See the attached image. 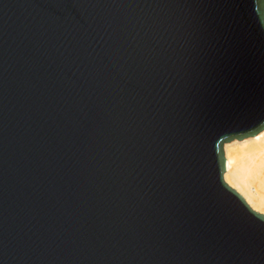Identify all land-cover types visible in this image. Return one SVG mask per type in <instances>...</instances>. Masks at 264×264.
<instances>
[{
  "label": "water",
  "instance_id": "1",
  "mask_svg": "<svg viewBox=\"0 0 264 264\" xmlns=\"http://www.w3.org/2000/svg\"><path fill=\"white\" fill-rule=\"evenodd\" d=\"M263 130L264 0H0V264H264Z\"/></svg>",
  "mask_w": 264,
  "mask_h": 264
},
{
  "label": "bare ground",
  "instance_id": "2",
  "mask_svg": "<svg viewBox=\"0 0 264 264\" xmlns=\"http://www.w3.org/2000/svg\"><path fill=\"white\" fill-rule=\"evenodd\" d=\"M249 142L252 143L247 148L241 149L240 158L231 153L229 145H225L227 171L224 178L242 191V197L261 212L264 210V130Z\"/></svg>",
  "mask_w": 264,
  "mask_h": 264
},
{
  "label": "rangeland",
  "instance_id": "3",
  "mask_svg": "<svg viewBox=\"0 0 264 264\" xmlns=\"http://www.w3.org/2000/svg\"><path fill=\"white\" fill-rule=\"evenodd\" d=\"M251 139L253 138H247L244 140H233L232 142L226 143V146L229 145V149L231 153L236 157L238 156L237 158H240L243 154L241 149L247 148L252 143V142H249V140ZM226 146H225V150H226ZM260 213L264 214V210L262 209Z\"/></svg>",
  "mask_w": 264,
  "mask_h": 264
}]
</instances>
